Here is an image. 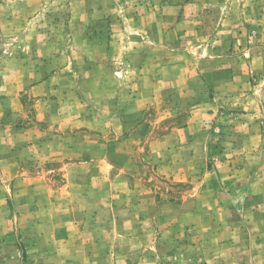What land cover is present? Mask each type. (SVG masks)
Here are the masks:
<instances>
[{
    "label": "rangeland",
    "instance_id": "1",
    "mask_svg": "<svg viewBox=\"0 0 264 264\" xmlns=\"http://www.w3.org/2000/svg\"><path fill=\"white\" fill-rule=\"evenodd\" d=\"M0 264H264V0H0Z\"/></svg>",
    "mask_w": 264,
    "mask_h": 264
}]
</instances>
